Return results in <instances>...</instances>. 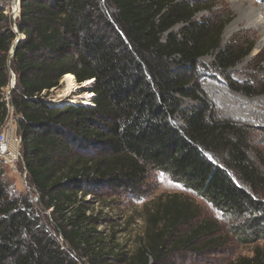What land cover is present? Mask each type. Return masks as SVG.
Listing matches in <instances>:
<instances>
[{"label": "trees", "instance_id": "trees-1", "mask_svg": "<svg viewBox=\"0 0 264 264\" xmlns=\"http://www.w3.org/2000/svg\"><path fill=\"white\" fill-rule=\"evenodd\" d=\"M211 7L177 0H19L13 21L0 3V130L10 112L3 96L10 70L22 163L38 194L36 201L11 194L0 159V264H161L171 251L195 249L212 229L200 222L181 232L198 216L186 199L174 196L149 208L131 251L95 208L102 190L140 192L152 170L218 209L241 243L264 239V172L247 155L253 128L210 117L194 81L200 57L215 51L226 69L252 48L220 45L226 21L194 19ZM178 23L181 30L162 40ZM66 74L77 83L92 79L89 105H47V92ZM181 98L199 105L182 109ZM226 264H264V255Z\"/></svg>", "mask_w": 264, "mask_h": 264}, {"label": "rangeland", "instance_id": "rangeland-1", "mask_svg": "<svg viewBox=\"0 0 264 264\" xmlns=\"http://www.w3.org/2000/svg\"><path fill=\"white\" fill-rule=\"evenodd\" d=\"M177 1L212 5L209 10L196 12L194 19L201 21L216 17L226 21L221 33V46L228 43L252 45L251 50L241 60L226 69L217 65L215 51L200 57L197 61V75L194 81L199 88L200 98L210 104L208 113L210 117L234 120L252 126L247 155L264 172V92L262 91L264 84V23L261 17H257L255 22L238 23L239 3L237 0ZM247 1H255L258 5L264 4V0ZM0 3L4 6V12L10 15L14 21L19 10L15 8L13 0H1ZM183 25V23L174 25L162 34V40L166 38L168 32H179ZM12 27L15 29L14 23ZM9 72L11 80V71L9 70ZM89 81L92 79L82 83L75 81V87L67 92L62 77L59 86L50 89L47 92V97L55 102L56 106L63 103L65 105L66 102L89 105L93 95L88 88L92 82L83 88H78ZM231 84L245 85L248 89L247 91L234 90L231 88ZM10 89L9 81L8 86L3 89V96L8 101L10 112L3 126L7 125L9 131L12 128L17 133L16 115L9 104ZM197 105H199V101L181 98L182 109ZM175 122L182 123L179 117L175 118ZM12 148L13 145H11ZM20 149L21 143L19 151ZM19 153L18 158L9 163L2 160L1 178L7 183L11 194L29 195L32 200L36 201L38 194L28 180L26 169L22 163L21 151ZM102 192H105L103 195L105 197L101 199V202L95 203V208L101 209L103 214L110 218V224L116 232L117 240L124 245L126 251L133 250L141 240L146 226L145 218L148 209L154 207L157 201L161 203L163 200L177 196L190 201L198 211V216L189 225L184 226L181 232H187L200 222H208L212 233L207 237L198 238L195 249L183 248L167 253L161 264H226L242 256L264 255V239L253 243H241L235 233L231 231L230 220L225 219L218 209L162 171H150L140 192L136 194L131 192L116 193L109 190H102ZM208 237H213L214 241L202 247Z\"/></svg>", "mask_w": 264, "mask_h": 264}, {"label": "bare ground", "instance_id": "bare-ground-1", "mask_svg": "<svg viewBox=\"0 0 264 264\" xmlns=\"http://www.w3.org/2000/svg\"><path fill=\"white\" fill-rule=\"evenodd\" d=\"M237 1L239 3V6H238L239 14L237 17L238 23H244L247 21L255 22L257 17H261V20L264 23V4L258 5L256 4L257 2L255 1H247V0H237ZM63 80L65 82L67 92L71 91L75 87V83H74L75 81H74V77L72 74L64 75ZM91 82L92 81L84 83L82 86H79L78 88H83L85 85H89ZM71 102L74 103V101H71Z\"/></svg>", "mask_w": 264, "mask_h": 264}, {"label": "built area", "instance_id": "built-area-1", "mask_svg": "<svg viewBox=\"0 0 264 264\" xmlns=\"http://www.w3.org/2000/svg\"><path fill=\"white\" fill-rule=\"evenodd\" d=\"M49 107H57L50 98L45 99ZM59 106V104H58ZM10 111V108H9ZM12 127V126H11ZM8 126H3L0 132V159L5 162L13 161L20 155V136L16 133V130H8ZM11 145L13 148L11 149Z\"/></svg>", "mask_w": 264, "mask_h": 264}, {"label": "water", "instance_id": "water-1", "mask_svg": "<svg viewBox=\"0 0 264 264\" xmlns=\"http://www.w3.org/2000/svg\"><path fill=\"white\" fill-rule=\"evenodd\" d=\"M13 3L15 4L16 8L19 10V0H13ZM15 31H17L16 26H15ZM20 38H21L20 35H18V36L14 39V41L12 42V45H11V48H10V51H9L10 58L13 56L15 45H16L17 41H18ZM9 63H10V61L8 62V66H9ZM14 84H15V75H14V73L11 71L10 87L13 88V87H14Z\"/></svg>", "mask_w": 264, "mask_h": 264}]
</instances>
